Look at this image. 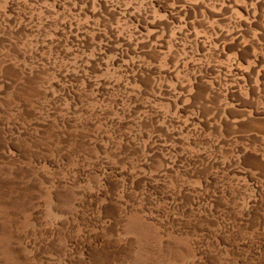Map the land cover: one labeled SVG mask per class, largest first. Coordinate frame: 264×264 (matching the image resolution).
<instances>
[{
	"label": "rangeland",
	"instance_id": "rangeland-1",
	"mask_svg": "<svg viewBox=\"0 0 264 264\" xmlns=\"http://www.w3.org/2000/svg\"><path fill=\"white\" fill-rule=\"evenodd\" d=\"M0 264H264V0H0Z\"/></svg>",
	"mask_w": 264,
	"mask_h": 264
}]
</instances>
